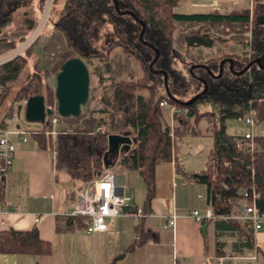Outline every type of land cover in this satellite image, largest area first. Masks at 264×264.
Here are the masks:
<instances>
[{
	"label": "trees",
	"instance_id": "obj_1",
	"mask_svg": "<svg viewBox=\"0 0 264 264\" xmlns=\"http://www.w3.org/2000/svg\"><path fill=\"white\" fill-rule=\"evenodd\" d=\"M115 1L120 12L128 11L133 16L118 14L113 0H64L52 27L62 35L65 48L50 62L45 49L34 64H30L32 71L21 82L4 118L8 113L13 114L16 103L30 97L42 95L47 108L54 105V89L49 77L55 75L65 61L75 57L86 64L96 61L92 73L102 86L96 107L91 109L88 105L77 118L60 117L59 132L54 140L49 135V125H42L41 130L30 132V136L41 149L56 151V166L65 170L73 181L86 184L109 171L103 156L108 149V137L129 135L133 140L129 155L117 165L128 172L139 173L146 188L145 212L155 196V169L172 155V136L168 127L162 129L159 104L165 100L195 121L206 118L211 125L212 146L205 170L191 178L206 185L209 207L217 218L205 221L215 230L214 255L225 256V244L220 241L225 236L237 239L234 250L256 253L253 225L238 217L243 214L244 203L249 202L241 191L249 188L258 194L256 209L264 213V136L254 137L252 150L240 149L236 140L243 137L229 135L225 124L228 119H240L246 112L253 113L257 121L264 120V69L253 63L238 77L225 62L221 76L213 78L205 69L190 70V66L206 65L212 73L216 71L214 75L225 59H231L233 70L238 72L255 60L264 67V0H252V10L245 8L227 15L217 11L176 13L175 9L186 0ZM44 3L45 0H0V57L15 50L26 39ZM29 6H36L38 15L27 21V30L11 31L16 13ZM136 19L145 25L142 41L139 40L142 27ZM176 24L188 29L178 39L187 51L232 41L242 53L203 62L184 61L174 48ZM35 45L0 65V101L10 96L12 84L31 63ZM115 50L121 53L112 55ZM156 51L158 57L154 61ZM132 60L142 71L140 79L133 80ZM150 63H153L151 69ZM163 72L167 75L168 91L177 102L166 96ZM203 81L207 92L194 104L184 106L181 102L187 101L188 96L202 93ZM91 97L92 89L90 101ZM202 103L213 109L199 110L196 105ZM2 192L3 182L0 183ZM147 238L140 227L134 245L143 244ZM0 253L43 255L51 253V245L39 238L36 229L9 230L0 232ZM262 258L264 260V255Z\"/></svg>",
	"mask_w": 264,
	"mask_h": 264
},
{
	"label": "crops",
	"instance_id": "obj_2",
	"mask_svg": "<svg viewBox=\"0 0 264 264\" xmlns=\"http://www.w3.org/2000/svg\"><path fill=\"white\" fill-rule=\"evenodd\" d=\"M189 2L191 8L199 12L186 15L208 11L227 15L249 7L246 0ZM225 55L227 53L223 52L213 58ZM165 108L161 109L163 120ZM172 108L175 110L172 111ZM5 112L0 109V137L10 132L8 138L14 143L15 152L3 182V192L0 193V204L6 208L0 213V232L36 229L39 238L51 245V253H0V264H264V224L254 235L256 253L234 250L237 239L225 236L220 238L225 244V256L215 257L213 225L207 224L205 237L201 232L203 223H197L190 217L192 211L204 215L209 209L206 185L196 182L191 175L205 170L211 145L200 150L198 147L189 148L183 144L176 147L172 144L171 159L155 169V196L148 212L144 209L146 188L139 173L128 172L117 165L129 155L130 150L118 159L109 156L108 170L118 169L119 176L125 173L128 178H124V193L132 197V205L124 212L141 209L144 217L120 216L108 221L106 232L89 235L86 219L70 215L75 193L85 184L73 181L65 170L59 169L53 152L41 149L30 134L26 142L19 141L12 132L25 130L30 133L41 129L26 127L20 118L16 121L4 118ZM169 121L167 124L164 120L172 137V130L175 132L184 128L187 134L212 138L206 118L194 121L186 116L185 111L171 106ZM252 135L255 137V134ZM171 214L176 215L174 227L167 226V217ZM140 227L148 238L143 244L134 245ZM255 255L256 260H253Z\"/></svg>",
	"mask_w": 264,
	"mask_h": 264
},
{
	"label": "built area",
	"instance_id": "obj_3",
	"mask_svg": "<svg viewBox=\"0 0 264 264\" xmlns=\"http://www.w3.org/2000/svg\"><path fill=\"white\" fill-rule=\"evenodd\" d=\"M249 3V10H252V0H246ZM53 0H45V4L42 10V13L32 27L26 39L14 50L0 57V65L23 54L26 50L32 47L41 37L45 31L46 24L48 22L51 7ZM2 93V88L0 87V95ZM170 106L167 101H162L159 104L160 109L167 108ZM52 114L46 118L49 125V135L56 138V135L59 132V123L60 117L57 115L56 106L48 107ZM175 110L172 108V111ZM245 125L249 128H252L254 125V119L246 116L245 114L241 117ZM163 119L160 118V123L162 129L166 127L163 124ZM58 127V128H57ZM99 130V129H98ZM10 132H5L0 137V183L4 182L6 174L10 169L13 161V156L15 152L14 143L8 138ZM19 141L26 142L29 136V132L25 130L12 132ZM172 136V134H170ZM253 140L254 136L252 133H246L243 136V139L236 140L238 148H249L253 149ZM53 155L55 157L56 151L53 150ZM119 176L118 173L113 171H107L102 177L92 179L88 181L83 188L76 191V199L72 207L71 216L72 217H81L86 219L87 228L86 232L89 235H95L97 233H104L108 229V221L120 216L130 215L134 218H143L144 213L141 209H136L132 213L124 212L125 209L130 208L132 205V197L124 193L123 185V194L117 195L115 190L117 188L115 184L116 177ZM242 197L249 200V202L244 203L242 207V215L238 217L241 220H247L253 225L254 235L259 232L264 224V213L259 212L256 209L255 202L258 199V194L254 191L253 188H249L241 191ZM6 210L5 206L0 204V213H3ZM190 217L195 220L197 223H203L207 220L216 221V217L213 216L211 208L206 211L204 215H201L198 211L190 212ZM176 220V215L171 214L167 217V226L174 227ZM256 260V255L252 258Z\"/></svg>",
	"mask_w": 264,
	"mask_h": 264
},
{
	"label": "rangeland",
	"instance_id": "obj_4",
	"mask_svg": "<svg viewBox=\"0 0 264 264\" xmlns=\"http://www.w3.org/2000/svg\"><path fill=\"white\" fill-rule=\"evenodd\" d=\"M63 3H64V0H54V3H52L50 16H49V20L46 24L45 31L43 32L40 39L36 42V45L34 46V56L30 59L31 63L29 62L28 67L23 72V74L19 78V80L16 81L14 84H12L13 90H12L10 96L9 97L4 96L3 100L0 101V107H1L0 109H2V111H6L8 109L10 102L13 100V98L16 94V91L19 88L21 82L24 80L26 75L30 71H32L31 65H33L34 62L36 61V59L42 55V52L45 49H47V51L45 50V53L47 52L46 59L48 60V62H50L51 60H56L58 58V53L60 52V50L65 48L62 35L59 33H56L52 27L53 22L55 21L57 14L60 12V10L63 6ZM175 12L180 13V14H182V13L185 14V13L199 12V10L191 8L189 0H186V1L181 2V4L175 9ZM38 13H39V11L37 10L36 6H29L26 8H22L14 16V25L10 28L11 31H14L17 33V32L27 30V28H28L27 27L28 26L27 21L34 20L35 17L38 15ZM39 17H40V15H39ZM39 17H38V19H39ZM186 31H188L186 26H181V25L176 24V30H175L174 35H173V38L175 40H177V41H175L176 43L174 44L175 51L177 52V55L184 61H187V62H190V61H192V62H196V61L203 62L207 58H213L215 56H218L219 54H222L223 52L227 53L228 56L240 55L242 53L240 47L232 41H229L227 43H222V44H216L211 49L199 48V49H190L189 51H186V48H184V46H182L178 43V38L181 37V35L184 34V32H186ZM9 53H11V52H9ZM9 53H7L6 55H9ZM115 53L120 54L121 52L119 50H115L112 53V55ZM227 55H225V56H227ZM43 58H44V56L42 57V59ZM219 58H221V57H219ZM213 59H217V58H213ZM177 64H178V68H181L180 64L179 63H177ZM39 65H42V62H40ZM94 65L97 66L96 61L89 64V67L91 70V73H90V89H92V97H91L92 100L90 101V99H89L88 105L90 106L91 109L96 107L97 101L99 100V95L101 93V88H102V86L99 85L97 76H95V74L92 73V70L95 67ZM132 67L134 70L133 80L140 79L143 74H142V71H141L138 63L135 60H132ZM50 68H52V66ZM213 73L216 74V71H213ZM123 79L129 80L126 76H123ZM49 83L54 89V74L50 75ZM190 98H192V97L188 96V100ZM25 103H26L25 100H22V101L16 103L14 105L13 114L8 113L7 118H10V120H12V121H16L18 118H20V119H22V121H23L24 125H26V127H42V124H40V123H30V122H26L23 119V112H24V108H25ZM54 105H50L49 107H53ZM196 107L201 111L213 109L212 106L207 105L206 103L197 104ZM170 108H171V106H168L163 111V118L167 122V124L170 123V121H169ZM244 114L248 117L253 118V119L255 118L253 113H251V112H246ZM163 124L165 125V122H163ZM225 125H226L227 133L229 135H233L236 137H243L248 132L255 134V136H264V120L263 121H257L256 119H254V125L252 126V128L247 127L245 125L244 121L242 120V118H240V119H228L226 121ZM58 127H59V125H58ZM208 128H211V125ZM183 130H184V128H179L175 132H174V130H172L173 134H174V137H172L173 138L172 144L173 145L176 144V147H178L179 144H183V145L188 146L189 148L198 147L200 150H202V149L207 148L210 145L212 146V138H209V137L201 138L198 135L187 134L184 132L185 130L184 131ZM51 138H52V140H54L53 137H51ZM113 172L119 173L118 169H114ZM121 175L123 178H125V180L126 179L128 180L127 176H125V173H122ZM230 263L233 264L232 262H230Z\"/></svg>",
	"mask_w": 264,
	"mask_h": 264
},
{
	"label": "water",
	"instance_id": "obj_5",
	"mask_svg": "<svg viewBox=\"0 0 264 264\" xmlns=\"http://www.w3.org/2000/svg\"><path fill=\"white\" fill-rule=\"evenodd\" d=\"M115 10L120 15L132 13L128 11L120 12L117 2L113 0ZM133 16V15H132ZM136 21H138L136 19ZM141 25L142 30L139 35V40L142 41V35L145 31V25L138 21ZM158 57V52H155L154 61ZM227 62L229 64L230 72L236 76H242L250 66L254 63L260 69H264L263 66L259 64L257 60L251 62L241 71L233 70V61L231 59L222 60L219 63L218 74L214 75L206 65L194 64L190 66V70L197 67H201L208 71L209 75L213 78H218L222 73V66ZM153 63H150L149 68L151 69ZM204 89L201 94L195 95L187 101L181 102L184 106H190L194 104L205 92H207V86L203 81ZM163 87L168 99L177 102L173 99L168 91L167 86V75L163 72ZM54 97L57 115L63 119L77 118L82 112L87 108L90 99V74L86 64L80 58H71L65 61L59 68V70L54 75ZM52 114V111L46 107L45 98L42 95L30 97L26 100L25 108L23 112V119L30 123H40L44 126H48V121L46 118ZM22 120V119H21ZM42 129V127H39ZM108 149L104 153L105 168L109 169V156L118 159L122 154L128 153L133 140L129 135H110L107 139ZM117 186L115 193L117 195L123 194V184L124 178L122 176H117L115 180ZM207 223L204 222L201 226L202 234L207 237L206 234Z\"/></svg>",
	"mask_w": 264,
	"mask_h": 264
},
{
	"label": "flooded vegetation",
	"instance_id": "obj_6",
	"mask_svg": "<svg viewBox=\"0 0 264 264\" xmlns=\"http://www.w3.org/2000/svg\"><path fill=\"white\" fill-rule=\"evenodd\" d=\"M84 62V61H83ZM85 63V62H84ZM86 64V63H85ZM86 66H87V68H88V70H89V74L91 73V70H90V67H89V64H86ZM90 91H91V89H90Z\"/></svg>",
	"mask_w": 264,
	"mask_h": 264
}]
</instances>
